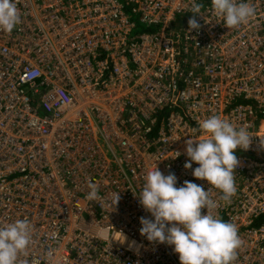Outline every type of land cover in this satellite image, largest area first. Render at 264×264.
Returning a JSON list of instances; mask_svg holds the SVG:
<instances>
[{"label":"built area","instance_id":"built-area-1","mask_svg":"<svg viewBox=\"0 0 264 264\" xmlns=\"http://www.w3.org/2000/svg\"><path fill=\"white\" fill-rule=\"evenodd\" d=\"M14 2L19 22L0 30V228L30 222L17 264H179L171 247L140 235L151 216L135 195L155 166L177 187L209 189L211 214L238 229L233 264H264V0H243L254 15L231 28L211 0ZM194 2L202 16L189 32ZM136 37L141 46L127 44ZM173 53L179 63L145 65ZM213 115L253 138L237 150L230 204L184 168L186 140Z\"/></svg>","mask_w":264,"mask_h":264},{"label":"clouds","instance_id":"clouds-1","mask_svg":"<svg viewBox=\"0 0 264 264\" xmlns=\"http://www.w3.org/2000/svg\"><path fill=\"white\" fill-rule=\"evenodd\" d=\"M214 13L227 28L237 27L254 15V9L241 0H211ZM202 5H192L193 19L188 21L189 29L198 30L195 19L202 16ZM19 22L18 9L14 0H0V30L11 32ZM196 139L185 142L188 161L185 169H191L197 180L218 189L220 199L230 204L237 188L234 172L239 166L237 150L247 151L252 136L245 127L236 128L227 119L213 115L198 122L193 130ZM264 147V138H260ZM179 153H176L177 158ZM193 163L198 165L193 169ZM87 199L98 197V186L89 184ZM209 189L185 181L177 187L174 174L167 176L155 166L144 176L139 195V204L150 214L151 219H140V235L150 243L164 244L178 255L179 264H233L236 250L241 241L237 226L211 214L218 204L209 198ZM114 207L120 199V192L112 194ZM207 209L206 214L201 210ZM31 243V225L27 219L17 220L0 228V264H17L18 255Z\"/></svg>","mask_w":264,"mask_h":264},{"label":"bare ground","instance_id":"bare-ground-1","mask_svg":"<svg viewBox=\"0 0 264 264\" xmlns=\"http://www.w3.org/2000/svg\"><path fill=\"white\" fill-rule=\"evenodd\" d=\"M145 32H147V31L145 30ZM127 44L128 45H134V46H137L138 47V46H141L143 44V41L137 39V37H136V38L128 41ZM125 58H126V60H125L126 64L120 70L121 71H128L129 72L130 69H131V66H132V62L129 61L130 55L127 54ZM149 60H147L145 62V65L148 64V66H154V65H156L158 63H162V65H170V64H172V61H175L176 63H179L181 61V59H179V57L176 54H174V57L173 58L172 57H167L165 59H159V58H157V59H154V60H151V59H149ZM138 69H139V71H141L140 68H138ZM178 69L182 70L183 71V74H187V72L190 70V66L189 65H185V64H180L179 66H177V70ZM177 70L175 69V71H177ZM114 71H116L114 68H110L106 72L102 71V74H104V76L107 77L108 75L113 74ZM104 78H102L101 80H103ZM121 79H125V74L124 73L121 74ZM180 114H183V112L180 111Z\"/></svg>","mask_w":264,"mask_h":264},{"label":"trees","instance_id":"trees-1","mask_svg":"<svg viewBox=\"0 0 264 264\" xmlns=\"http://www.w3.org/2000/svg\"><path fill=\"white\" fill-rule=\"evenodd\" d=\"M143 32H145V30H143L140 26H137L135 34L143 33Z\"/></svg>","mask_w":264,"mask_h":264},{"label":"rangeland","instance_id":"rangeland-1","mask_svg":"<svg viewBox=\"0 0 264 264\" xmlns=\"http://www.w3.org/2000/svg\"><path fill=\"white\" fill-rule=\"evenodd\" d=\"M260 128H261L262 131L264 132V123L262 124V126H261ZM263 168H264V167H263ZM263 168H262V169H263ZM262 169H260L259 172H261Z\"/></svg>","mask_w":264,"mask_h":264}]
</instances>
